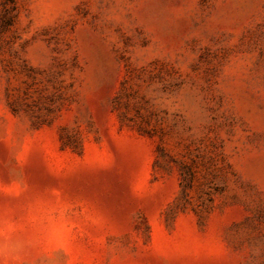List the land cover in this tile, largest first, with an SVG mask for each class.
Segmentation results:
<instances>
[{"label":"rangeland","instance_id":"374dc122","mask_svg":"<svg viewBox=\"0 0 264 264\" xmlns=\"http://www.w3.org/2000/svg\"><path fill=\"white\" fill-rule=\"evenodd\" d=\"M54 194L68 264H264V0H0V210Z\"/></svg>","mask_w":264,"mask_h":264},{"label":"clouds","instance_id":"9594fccd","mask_svg":"<svg viewBox=\"0 0 264 264\" xmlns=\"http://www.w3.org/2000/svg\"><path fill=\"white\" fill-rule=\"evenodd\" d=\"M75 222L72 204L56 194L38 197L19 212L0 210V264H68Z\"/></svg>","mask_w":264,"mask_h":264}]
</instances>
